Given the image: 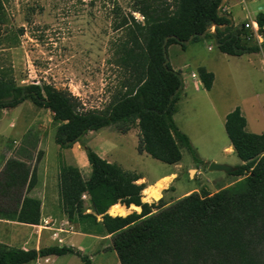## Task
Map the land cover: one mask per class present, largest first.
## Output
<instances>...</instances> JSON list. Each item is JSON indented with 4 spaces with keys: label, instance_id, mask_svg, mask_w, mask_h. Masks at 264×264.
Returning a JSON list of instances; mask_svg holds the SVG:
<instances>
[{
    "label": "trees",
    "instance_id": "1",
    "mask_svg": "<svg viewBox=\"0 0 264 264\" xmlns=\"http://www.w3.org/2000/svg\"><path fill=\"white\" fill-rule=\"evenodd\" d=\"M129 11L114 13L117 66L124 77L119 89L103 109H84L69 90L42 82L19 84L10 67H0V109L29 100L50 110L56 127L53 140L60 148L79 143L89 131L115 126L121 133L138 128L137 151L163 163L181 160V147L201 165L196 148L173 118L183 92V77L168 60L167 48L175 42L213 40L228 55L260 52L261 43L244 41V24L234 26L222 11L223 0H131ZM137 13L141 19H138ZM5 21L0 0V24ZM254 21L264 39V10ZM213 26V30L211 27ZM196 72L209 90L214 73L204 66ZM239 106L225 116L224 129L241 164L229 174L240 179L213 193L197 191L166 204L142 201L144 183L135 171L109 162L84 146L88 175L63 160L58 161V190L62 210L70 223L88 234L111 236L110 249L119 264H264V132L247 130ZM38 151L36 164L41 159ZM15 156L5 158L0 169V219L38 224V198L29 196L37 182V165ZM86 194L87 199L82 195ZM86 202L89 206H86ZM116 203L140 207L127 215H110ZM89 209L90 211H87ZM155 210V211H154ZM98 216L100 219H98ZM74 254L83 264L90 256L71 245H48L38 249L0 243V264H27L48 255Z\"/></svg>",
    "mask_w": 264,
    "mask_h": 264
},
{
    "label": "rangeland",
    "instance_id": "2",
    "mask_svg": "<svg viewBox=\"0 0 264 264\" xmlns=\"http://www.w3.org/2000/svg\"><path fill=\"white\" fill-rule=\"evenodd\" d=\"M131 2L3 0L5 21L0 24V67H10L19 84H54L56 88L69 90L80 100L84 109H103L119 89V82L124 77L123 70L117 66L115 54L117 40L123 35V30H115L113 23L119 20L116 13L129 11ZM243 6H235L232 9L233 15L244 14L245 10L241 11ZM134 14L141 19L137 13ZM245 29L246 43L257 44L264 41L262 36H255L249 27ZM209 45L212 50L207 48ZM215 45L213 40L199 39L186 42L184 48L176 42L167 48L170 64L176 70H182L184 76L200 65L211 66L217 76L216 88L212 94L217 112L211 108L208 99L199 98L195 92H190L187 99L178 106L176 104L175 123L190 131V141L204 161L201 165L193 164L190 153L184 147H181V160L174 164L163 163L144 152L139 153L137 127H132L125 133H121L113 125L89 131L79 143L62 149L53 140L60 121L54 120L48 108L37 107L25 100L14 108L0 109V169L9 156L23 159L33 166L36 164L38 151H42L41 159L36 164L38 172L41 160L46 158L41 168L42 175L47 166L53 167L55 164L57 167L56 162L60 159L77 166L86 176L90 166L84 146H88L109 162L138 173L142 177L139 182L145 185L142 191L149 189L150 185L167 182L158 197L151 198L149 202L141 197L147 203H156L160 198L165 203L171 200V203L193 191L213 193L231 181L240 179L221 170H208V164L219 161L223 158L222 155H226L227 160L230 157L225 150L229 139L222 114L232 102L241 101L245 108L247 106L245 113L250 121L256 116L258 128L263 127L264 107L251 111L247 100L251 99L255 91H259L264 98V73L257 56H226ZM261 51L264 55V48ZM235 157L239 161L236 155ZM44 200L49 213L58 210L59 222L62 219V206L57 204V194L52 190L46 191ZM85 205L89 206L87 202ZM52 222L47 220L43 225L47 226ZM62 224L68 226L65 232L71 235L82 232L78 224L68 225L64 221ZM2 229L0 232H3ZM57 236L60 238L56 240L57 243L63 244L65 237L60 234ZM102 236L105 240L101 242L106 243L108 236L103 233ZM74 239L84 246L85 254L93 256V264H119L113 251L95 253L98 250L94 249L96 245L93 238L76 236L68 240L71 245ZM0 243L6 244L3 241ZM51 264L83 262L74 254H65Z\"/></svg>",
    "mask_w": 264,
    "mask_h": 264
},
{
    "label": "crops",
    "instance_id": "3",
    "mask_svg": "<svg viewBox=\"0 0 264 264\" xmlns=\"http://www.w3.org/2000/svg\"><path fill=\"white\" fill-rule=\"evenodd\" d=\"M221 4H222V7H221L222 11H224L230 15L234 26H239V25H242L246 22L254 21L257 12L264 10V8H263L264 0H223ZM240 4L244 5L243 8L241 9V11H243V9H244L245 13L244 14L239 13V14L233 15L232 9L235 6L240 5ZM253 5H254V7H253ZM211 30H213V26L211 27ZM215 47L217 48V50H219L216 45H215ZM207 48L209 50L213 49V48H211L210 45ZM221 53L226 55V56H233V57H243L244 56V58L248 57L249 55L257 56L260 69L264 73V55H263V52L261 50H260V52L245 53V54H242L239 56L228 55V54L223 53V52H221ZM200 66H204L207 70L212 71L214 73V80L212 82L211 88L209 90H206L203 87L202 83L200 82V80L198 78L196 69L190 71V73L186 76H184L182 70L179 69V71L181 72L182 77H183L182 83L184 85H183V92H182V94H181V96L178 99L176 104L178 106V104L182 103L184 99H187L190 92H195L199 95V98L208 99L209 103H210L209 105L211 106V108L215 112H217V107H216L215 102H213V97H212V94L216 88V83H217V76H216L215 70L209 65H200ZM172 67L174 69H176V67L173 66V64H172ZM247 105L251 111H257L258 110L257 108L260 109V108L264 107V98L261 97V94L259 93V91H255L254 94L252 95L251 99L247 100ZM177 106H176V110L173 114L174 120L176 118ZM235 106H239L243 115L245 116L246 121H247V124H246L247 130H249L251 132H255V133L264 132V125H262L263 126L262 128H258V123H257L258 119L256 116L252 117V121H250L247 114L245 113L247 106L245 108V106L242 105L241 101H234L229 106H227V108H225L223 110V114H222L223 122L225 120L226 114L228 112H230L231 110H233L235 108ZM262 118H263V122H264V115ZM177 126L183 132H185L188 135L189 139H191L190 138L191 134H190V131L188 129L182 128L178 124H177ZM225 146L227 147V149H225V150L228 152V155H230V157H228V160H227L226 155H222L223 158L217 162L227 163L228 165H232V166H234L235 164H241L242 160L235 153L233 146L231 145L230 141H228V143ZM234 154L237 156V158H239V161L236 159ZM45 159L46 158H43L40 162V166H39V169L37 172V182H36L35 186L32 188V190L29 192V196L38 198V200H40V202H41L39 223L38 224H26V223H22V222L13 221V220L0 219V229H2V228L4 229V230L2 229L3 232H0V241L5 242L9 246L38 249V248L43 247V246H48L49 244L50 245H62V244L57 243V241H56L57 239L53 236L54 233H56L57 235L60 234V235L64 236L66 240H64L65 242L63 243V245H67V246L71 245L70 241H68V240L76 238V236H89L95 240L94 242H95L96 248L94 247V249L98 250V252H95V253H100V252H105V251H109V252L113 251L115 253L114 250L110 249V244H111V242H110L111 236L110 235H107L109 239H107L106 243L101 242V241L105 240L104 239L105 237H103L101 234H88V233H84V232H76V234L71 235L70 233L65 232V230H67L68 226H66L62 223H63V221L66 222L68 225L73 224V223H70L67 220L66 215L64 214L63 210H61L62 211V213H61L62 219L59 222L57 220L58 219V217H57L58 216V210H56L55 213H53V212L49 213V211H47V209H46L47 203L44 200L46 191L52 190V192L54 191V194H57V200H56L57 204L60 203V201H59L60 198H59V190H58V164H57L58 162H56L57 167H55V164L53 165V167L51 165L47 166L44 170L43 175H42L41 168H42V164L45 161ZM236 177H239V176H236ZM157 179H155L154 182H156ZM234 181H231L227 185L233 183ZM170 201L171 200L167 201L166 204H168ZM47 220L53 221V222L47 226L43 225V222L45 223V221H47ZM73 241H74V243L71 246H73L74 248H77L80 251H82L83 253H85L84 252V250H85L84 246H81L78 243V241H76V239H74ZM104 248H105V250H103ZM64 255L65 254H63V255H48L47 256L48 257V263L51 264L53 261L58 260L59 258H62ZM89 256H90V259L92 261L93 256L91 254H89ZM42 262H43L42 257L41 258L39 257L36 260L29 262L27 264H38V263L43 264ZM117 262H118V260H117Z\"/></svg>",
    "mask_w": 264,
    "mask_h": 264
},
{
    "label": "bare ground",
    "instance_id": "4",
    "mask_svg": "<svg viewBox=\"0 0 264 264\" xmlns=\"http://www.w3.org/2000/svg\"><path fill=\"white\" fill-rule=\"evenodd\" d=\"M139 181L140 180L138 179V182ZM166 183L148 186L149 189H146V190H143L142 191V194H143L142 199L149 202V200L151 198L158 197L161 194L162 188H164L167 185ZM131 209H134V210L138 211V210H140V207L139 206H136V205H133V204H130L127 207V206H124V205H122L120 203H116V204L111 205L107 209V212L110 215H125Z\"/></svg>",
    "mask_w": 264,
    "mask_h": 264
},
{
    "label": "built area",
    "instance_id": "5",
    "mask_svg": "<svg viewBox=\"0 0 264 264\" xmlns=\"http://www.w3.org/2000/svg\"><path fill=\"white\" fill-rule=\"evenodd\" d=\"M244 26H245V27H249L250 30H251V32H252L255 36H257L258 38L260 37V35H258V33H257L258 26H257V24H256L255 21L246 22V23H244ZM82 198L86 200V199H87V195H86V194H83V195H82ZM53 236H54L57 240H60V238H57L58 236H57L56 233H54ZM62 245H63V244H62ZM40 258H41V257H40ZM42 259H43V262H42L43 264H49V263H48V257H47V256H43ZM38 264H41V263H38Z\"/></svg>",
    "mask_w": 264,
    "mask_h": 264
},
{
    "label": "water",
    "instance_id": "6",
    "mask_svg": "<svg viewBox=\"0 0 264 264\" xmlns=\"http://www.w3.org/2000/svg\"><path fill=\"white\" fill-rule=\"evenodd\" d=\"M263 8H264V6H263ZM221 170V171H224V172H226V173H229V172H231L234 168H233V166L232 165H228V164H226V163H218V162H214V161H212V162H210L209 164H208V170ZM125 206V205H124ZM90 211V210H89ZM136 211V210H135ZM140 211V210H139ZM108 213V212H107ZM129 213H131V211H129L127 214H129ZM109 214V213H108ZM127 214H125V215H127ZM121 216H124V215H121Z\"/></svg>",
    "mask_w": 264,
    "mask_h": 264
}]
</instances>
